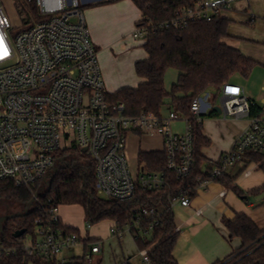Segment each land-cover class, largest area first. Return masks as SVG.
I'll return each mask as SVG.
<instances>
[{
    "label": "built area",
    "instance_id": "1",
    "mask_svg": "<svg viewBox=\"0 0 264 264\" xmlns=\"http://www.w3.org/2000/svg\"><path fill=\"white\" fill-rule=\"evenodd\" d=\"M112 1L0 0V182L28 189L35 201L39 200L41 187H46L55 172L57 154L73 147L94 161L95 188L104 198L127 202L135 197L138 187L150 191L167 187L164 172L132 169L128 144L133 133L160 135L167 170L179 178H187L193 172L195 139L191 120L202 126V95L191 105V118L172 109L132 116L126 113L123 103L111 101L99 50L92 40L83 8ZM238 1L195 0L192 6L177 10L165 20L142 13L131 37L135 42L145 43L159 30L212 22L232 10ZM9 6L19 27L9 21ZM220 97L225 118L247 119L249 126L219 166L210 172L214 178L246 162L249 154L264 153V105L259 114L252 116L244 89L235 83L225 84ZM178 122L186 124L184 132L174 130ZM211 182H201L197 192ZM38 184L39 190H35ZM192 200L181 195L172 207H188ZM58 209L53 210L51 220L38 221L32 239L27 240L25 234L17 239V245L0 247V255L23 251L26 257L40 256L64 264L68 261L63 251L84 243L85 263L92 264L93 255L101 252L103 241L88 242L79 234L68 232ZM161 215L154 208L144 210L122 228L112 225L110 233L118 239L128 235L135 239L146 231L143 219L151 220L148 231H152L161 224ZM142 254V264H151L148 251Z\"/></svg>",
    "mask_w": 264,
    "mask_h": 264
},
{
    "label": "trees",
    "instance_id": "2",
    "mask_svg": "<svg viewBox=\"0 0 264 264\" xmlns=\"http://www.w3.org/2000/svg\"><path fill=\"white\" fill-rule=\"evenodd\" d=\"M114 1V0H113ZM143 14L157 20L170 19L184 7H190L195 0H133ZM230 21L218 17L212 22H197L185 29H163L150 36L143 48L149 59L138 61L135 70L138 77L145 79L138 88H123L111 96L114 103H123L128 115L136 116L144 112L160 114L172 109L181 116L191 118V105L194 99L215 90L220 96L222 87L234 83L237 77L249 79L253 70L261 65L245 56L240 50L229 46ZM264 66V64H263ZM180 72L178 81L170 92L165 87V77L170 70ZM261 108L251 104V115L259 114ZM214 114V113H213ZM195 139V165L187 178H179L168 171L162 152H141L139 165L144 171L164 172L168 186L159 190H144L138 187L135 197L127 202L107 199L98 194L95 188L96 175L94 161L79 148H71L57 154L58 163L54 174L47 182L45 192L34 201L28 215L10 219L0 225V247L17 245L15 232L26 229L34 233L38 221L51 220L53 210L62 205H79L85 212L87 221L97 224L111 221L119 228L136 218L140 212L156 209L162 212L161 224L148 231L150 219H143L145 232L134 240L139 250H147L151 264H178L173 256L179 232L175 225L172 203L181 195L194 199L197 188L203 181H212L232 189L239 197L244 192L236 185V178L225 173L212 177L219 166L208 160L202 150L210 145L204 136L202 126L191 120ZM61 160V161H60ZM248 164H260L264 172V153L249 154ZM38 184L35 190H39ZM256 192L264 191V186ZM0 198L19 202L25 209L33 200L32 193L15 186L11 182H0ZM25 212V210L23 211ZM231 237L240 238L242 246L226 260L216 264H264V229H261L249 216L240 214L233 221L224 219ZM70 233L80 234L79 229L64 225ZM148 231V233H147ZM26 233V234H27ZM137 234V232H135ZM88 242H93L87 239ZM0 264H59L55 259L34 256L26 257L23 251L15 255H0ZM64 264H86L85 256L75 257ZM96 264H101L98 262ZM131 264V263H126Z\"/></svg>",
    "mask_w": 264,
    "mask_h": 264
},
{
    "label": "crops",
    "instance_id": "3",
    "mask_svg": "<svg viewBox=\"0 0 264 264\" xmlns=\"http://www.w3.org/2000/svg\"><path fill=\"white\" fill-rule=\"evenodd\" d=\"M130 1L134 3L133 0ZM255 2L256 0H239L235 3L232 10L223 13V17L230 21L229 37L225 43L240 50L245 56L258 61L263 66L264 15L262 18L256 15ZM141 16L142 12L139 9V19L137 21L136 19L134 20L135 24L138 23ZM95 39L93 40L92 38L100 54L101 51L98 46L100 38L96 36ZM135 44L141 45L140 47L143 46L142 42H135ZM125 48L123 47V49ZM142 49L144 50L143 47ZM148 59L149 56L145 52L143 59L133 61L134 70L135 64L138 61ZM106 68L107 66H104V71L103 69L102 71L110 96L123 88L136 89L146 81L136 74L138 77L136 80L126 79L120 83L117 80L115 83L112 77H110V70ZM259 71L261 70L256 67L247 83L243 82L240 79L241 77H237L234 83L244 89V93L252 105L262 108L264 105V82L261 84L259 90L253 88L255 75ZM176 72L177 78L172 86L178 81L180 72L177 70ZM171 88L166 87V90L170 92ZM216 92L215 90L207 92L209 97L202 95V130L204 136L210 140V145L202 150V154L214 163L220 161L232 149L235 141L249 126L247 119L233 120L225 118L223 113H219L216 110V108L222 105L221 101H218V97L215 96ZM168 110H164V112ZM173 127L178 132L186 130V124L183 122L176 123ZM163 148L164 142L160 135L147 136L139 133L130 135L128 158L132 169L134 171L140 169L139 155L141 152H162ZM226 173L236 178V185L244 192V197H239L232 189L222 184L211 182L207 188L197 192V196L192 200L190 206L175 205L172 207L175 215L176 229L179 232V239L173 252V256L178 264H216L226 260L234 251L241 248V239L231 237L229 230L224 224V219L233 221L238 215L246 214L261 229H264V191H255L264 186V172L260 169V164L239 163L229 168ZM74 206L79 205H62L58 209V212L60 211L58 216L62 223L72 228L75 227L69 223H65V218L70 213L65 212L63 209L64 207ZM83 213L85 216L84 209ZM112 225L113 223L110 221L108 236L106 237L99 236L96 233L92 235L88 234L87 239L93 241L100 240L104 243L101 252L93 255L92 264L98 262L102 264L103 260L99 256L104 253L107 242L112 238L115 239L110 233ZM130 238L137 245L134 238L132 236ZM134 256L132 253L126 254L122 250V259L114 256V261L116 264H133ZM119 259L120 261H118Z\"/></svg>",
    "mask_w": 264,
    "mask_h": 264
},
{
    "label": "rangeland",
    "instance_id": "4",
    "mask_svg": "<svg viewBox=\"0 0 264 264\" xmlns=\"http://www.w3.org/2000/svg\"><path fill=\"white\" fill-rule=\"evenodd\" d=\"M83 10L93 40H96V36L100 38V40H98V46L101 51L99 54V62L103 71L104 66H107L110 70V77H112L115 83L117 80H119V83L126 79H131L132 81L136 80L138 77L133 67V61L141 60L145 56L144 50L140 47L141 45L135 44V41L131 37V33L136 26L134 20L136 19L137 21V19H139V9L136 5L130 0H114L103 4L89 5L84 7ZM8 12L11 25L19 27L20 24L11 6L8 8ZM255 12L258 17H263L264 0H256ZM123 47L126 48L123 49ZM114 66L115 69L113 70ZM257 67L261 71L255 75V82L253 84L255 90H259L261 84L264 82V66L259 65ZM176 78V70L167 72L165 77L166 87L171 88ZM250 78L245 79L241 77L240 79L247 83ZM115 87L117 86L115 85ZM205 96L206 94H204V97ZM220 99L221 97L219 96L218 101H220ZM45 189L43 185L40 193L45 192ZM24 210L25 207L23 204L0 198V217L23 214ZM63 210L70 213L67 218H65V223H69L79 229V235L82 239H87L88 234L92 235L94 233L102 237L108 236L110 221L104 220L97 224H93L86 220L83 209L80 206L64 207ZM58 213H60V211ZM89 225H91V228L88 229ZM26 238L27 240L32 239L33 234L27 233ZM122 250L126 254L132 253L135 255L133 264H142V251L138 249L130 236H125L122 239H110L105 246L104 253L99 256V258L103 260L102 264H116L114 256L122 259ZM85 253L86 249L84 243H80L64 250L63 256L67 257V261H69L75 257H83ZM61 257L62 254L59 259ZM120 259L118 261H120Z\"/></svg>",
    "mask_w": 264,
    "mask_h": 264
},
{
    "label": "water",
    "instance_id": "5",
    "mask_svg": "<svg viewBox=\"0 0 264 264\" xmlns=\"http://www.w3.org/2000/svg\"><path fill=\"white\" fill-rule=\"evenodd\" d=\"M216 110L219 113H222V107L221 106L219 108H216ZM34 201H35V198H33V200L29 203V205L27 206V208L25 209V212L23 214L7 215V216H4V217H0V225H2L4 222H6V221H8L10 219H14V218H18V217H21V216H24V215H28L29 212H30V209H31V207H32V205L34 203ZM26 233H27V230L26 229L19 230V231L15 232L14 238L15 239L21 238Z\"/></svg>",
    "mask_w": 264,
    "mask_h": 264
}]
</instances>
